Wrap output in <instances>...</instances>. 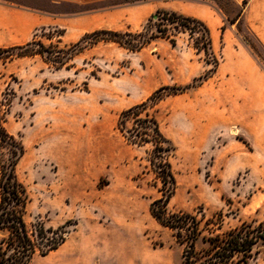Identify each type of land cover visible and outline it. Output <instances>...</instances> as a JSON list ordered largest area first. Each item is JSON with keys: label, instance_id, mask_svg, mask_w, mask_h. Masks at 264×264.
Returning a JSON list of instances; mask_svg holds the SVG:
<instances>
[{"label": "rangeland", "instance_id": "rangeland-1", "mask_svg": "<svg viewBox=\"0 0 264 264\" xmlns=\"http://www.w3.org/2000/svg\"><path fill=\"white\" fill-rule=\"evenodd\" d=\"M14 1L51 7L35 0ZM140 1L113 0L107 4L115 8ZM98 6L60 8L73 12ZM160 11L138 29L121 32H144L147 38L161 35L156 28L158 18H163ZM162 23L165 26L161 29L165 27L167 35L175 39L174 46L170 39L161 37L139 51L112 41L93 43L108 35L89 37L75 46L80 40L63 44L62 30L47 27L36 32L33 48L44 49V57L51 63L60 57L61 65L47 63L40 55L0 61V112L7 131L24 147L17 174L29 195L25 220L28 225L40 221L54 229L71 223L66 242L45 257L35 256L31 264H76L80 255L74 248L81 236L92 232L101 236V240L95 238L94 245L108 259L122 253L128 264H181L182 249L172 230L159 224L150 211L151 203L162 197L147 161L151 146H127L117 122L122 111L146 101L159 88H183L200 82L204 75L209 78L199 87L171 92L147 110L176 147L171 158L176 190L168 208L192 213L202 209L207 217L222 211L223 230L264 220V148L249 140L243 125L230 123L216 129L219 132L211 134L212 146L189 145L196 138L191 134L193 127H203V123L194 126L192 120L203 109L218 107L216 80L211 77L217 71L213 68H218L229 53L206 55L200 32L191 38L188 32L176 31L174 24ZM236 30L240 42L264 66V47L253 29L240 21ZM259 30L264 33V26ZM71 123L101 127L104 146L115 154L102 175H90L83 195L70 184L63 169V133ZM76 146H83L80 139ZM81 248L86 255L92 252L90 246ZM100 254L101 261L96 260V264H117L104 261ZM135 256L138 260L130 259ZM253 264H264V253Z\"/></svg>", "mask_w": 264, "mask_h": 264}, {"label": "crops", "instance_id": "crops-1", "mask_svg": "<svg viewBox=\"0 0 264 264\" xmlns=\"http://www.w3.org/2000/svg\"><path fill=\"white\" fill-rule=\"evenodd\" d=\"M35 1L47 3L51 7L0 0V48L29 43L39 29L47 27L62 30L60 42L63 44L78 42L95 31L135 30L159 10L177 12L202 21L209 28L212 50L229 54L211 77L216 80L218 107L205 108L192 120L194 126L203 123V127H193L191 134L196 138L189 145L212 146L211 134L216 129L236 123L243 125L251 142L264 148V66L240 42L236 30V25L243 21L253 29L264 47V33L259 30L264 26V0H142L115 8L107 4L113 0ZM64 5L100 6L67 12L60 8ZM220 105L226 110H222ZM101 132L103 129L97 125L86 127L73 123L67 124L64 129L63 169L67 172L70 184L77 187L81 195L88 191L90 175L93 172L102 175L108 168L107 162L113 161L115 156L112 148L104 146ZM79 139L82 147L76 146ZM124 143L129 146L125 140ZM97 236L100 239L101 236ZM97 236L92 232L89 236L80 237L79 244L74 248V253L80 255L76 264H96V260L100 263V252L104 261L128 264L122 253L112 260L102 250H97L94 245ZM81 246H90L92 252L86 255ZM138 256L130 259L138 260Z\"/></svg>", "mask_w": 264, "mask_h": 264}, {"label": "trees", "instance_id": "trees-1", "mask_svg": "<svg viewBox=\"0 0 264 264\" xmlns=\"http://www.w3.org/2000/svg\"><path fill=\"white\" fill-rule=\"evenodd\" d=\"M163 18H158L160 25L156 28L161 35L152 34L144 37V32L95 31L85 35L76 45L89 37L96 38L108 35L107 38H96L99 41H112L130 51H139L153 39L169 37L168 30L162 22L174 24L178 32H188L192 38L200 32L204 41L202 51L212 55V41L209 28L200 20L184 16L177 12L160 11ZM33 40L24 45L0 48V61L3 63L20 57L40 55L45 62L44 49L35 50ZM198 47V45H196ZM41 48H43L41 46ZM201 51L200 48H197ZM53 65H61L62 59L51 60ZM57 64V65H56ZM217 69V65L213 70ZM208 75L200 77V82L189 84L183 88L161 87L146 101L120 113L117 128L126 143L135 147L151 146L147 152V161L155 175V184H160L162 197L153 201L150 211L155 220L162 226L172 230L177 245L182 249L181 264H253L264 253V220L242 222L240 225L223 230V213L220 211L207 217L202 209L192 212L171 211L168 208L170 199L176 190V178L172 169L171 158L176 152L172 141L161 131L157 119L147 112L165 96L176 90L199 87ZM5 117L0 112V264H31L35 256L45 257L59 249L67 239L71 223L56 229L46 227L37 221L28 225L25 220L29 195L25 185L17 174V166L24 155L21 141L11 135L4 126ZM131 123V125H130ZM202 244V247H199Z\"/></svg>", "mask_w": 264, "mask_h": 264}]
</instances>
